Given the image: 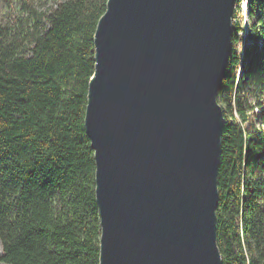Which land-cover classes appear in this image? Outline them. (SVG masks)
Returning a JSON list of instances; mask_svg holds the SVG:
<instances>
[{
    "label": "trees",
    "instance_id": "16d2710c",
    "mask_svg": "<svg viewBox=\"0 0 264 264\" xmlns=\"http://www.w3.org/2000/svg\"><path fill=\"white\" fill-rule=\"evenodd\" d=\"M242 1L218 94L226 116L218 243L223 264H264V0H249L253 42L244 52ZM34 2L0 23V262L100 264L85 115L108 0H58L47 10Z\"/></svg>",
    "mask_w": 264,
    "mask_h": 264
},
{
    "label": "water",
    "instance_id": "95a60500",
    "mask_svg": "<svg viewBox=\"0 0 264 264\" xmlns=\"http://www.w3.org/2000/svg\"><path fill=\"white\" fill-rule=\"evenodd\" d=\"M237 0H108L85 127L100 264H223L219 88Z\"/></svg>",
    "mask_w": 264,
    "mask_h": 264
},
{
    "label": "rangeland",
    "instance_id": "374dc122",
    "mask_svg": "<svg viewBox=\"0 0 264 264\" xmlns=\"http://www.w3.org/2000/svg\"><path fill=\"white\" fill-rule=\"evenodd\" d=\"M34 1L36 6L40 10H47L51 6L55 5L58 0H56V2H54V0H34ZM22 11H23V0H0V23L3 24L13 23L17 15L20 14ZM238 20L242 22L244 27L242 41L240 42L239 45V49H241V51L244 52L246 46L250 45L253 42L252 33L250 32V24L253 21V19L250 14L249 0L242 1L241 11ZM255 110L261 111L259 107H257ZM255 125L258 128L262 127V122L256 121ZM0 248H2L1 241H0ZM0 264H10V263L0 262Z\"/></svg>",
    "mask_w": 264,
    "mask_h": 264
}]
</instances>
